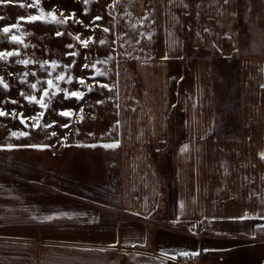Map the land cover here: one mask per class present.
<instances>
[{"label":"crops","instance_id":"obj_1","mask_svg":"<svg viewBox=\"0 0 264 264\" xmlns=\"http://www.w3.org/2000/svg\"><path fill=\"white\" fill-rule=\"evenodd\" d=\"M172 37L142 60L148 107L86 144L81 169L0 147V264H264V58L233 62L232 88L202 55L180 95L170 75L185 55Z\"/></svg>","mask_w":264,"mask_h":264},{"label":"rangeland","instance_id":"obj_2","mask_svg":"<svg viewBox=\"0 0 264 264\" xmlns=\"http://www.w3.org/2000/svg\"><path fill=\"white\" fill-rule=\"evenodd\" d=\"M32 2L0 0V17L4 18L0 20V53H18L0 60V110L9 114L0 117V147L16 148L61 165L66 156L72 169L83 167L86 144L120 133L116 123L127 120V109L148 107V70L142 60L160 58L158 39L161 44H170L176 35L182 39L185 67H177L170 75V85L180 95L189 87L191 64L202 55L215 58L220 79L222 76L232 88L239 75L233 62L264 58V0H37L36 6H30ZM50 12L66 22L18 23V17L41 13L47 17ZM10 25L17 27L4 33L2 29ZM21 60L30 63H17ZM60 75L64 80L56 79ZM81 78L84 84L79 83ZM48 80L61 91L49 89ZM44 89H48V97H43ZM72 92H80L84 98L77 101ZM232 94L236 112L237 92ZM25 96L43 98L47 107L29 102ZM174 103L179 106L180 96ZM220 109L224 114L225 108ZM61 111L72 115L60 116ZM174 121L171 115L169 139ZM65 124L69 127H61Z\"/></svg>","mask_w":264,"mask_h":264},{"label":"snow or ice","instance_id":"obj_3","mask_svg":"<svg viewBox=\"0 0 264 264\" xmlns=\"http://www.w3.org/2000/svg\"><path fill=\"white\" fill-rule=\"evenodd\" d=\"M9 2H11V0H9ZM36 2H37V0H33L32 4L30 6H36ZM20 7H24V5L21 4ZM49 18H50V20H49ZM2 19H4V18L3 17H0V20H2ZM99 19H101V17H95L94 18V20H99ZM20 20H27V22H32V23H34L36 21H43L45 23L51 22V21H55L58 24H62V23H65L66 22V20H57L55 14L54 13H51V12L47 14V17H45L44 14L41 13V15L30 16V17H27V18H25V17H18V23H19ZM16 27H17V25L6 26V27H4L2 29V31L4 33H10L12 31V29L13 28H16ZM104 31H108V29H104ZM56 35L57 36H60V35H62V33L57 32ZM76 38L79 39V37H76ZM11 39L13 41L18 42V43L20 42L16 36H12ZM84 45H85V47L87 46V41L84 42ZM67 47L68 48H71L72 45H67ZM70 54L71 55H75V53H70ZM13 55H18V53H13V52L0 53V60H6L7 57L13 56ZM17 63H22L24 65H27V64L30 63V61H28V60H21V61H17ZM54 66H55V64H54ZM84 67L87 68L88 65H84ZM56 79L57 80H64V76L63 75L57 76ZM67 82L68 83H71L72 82L71 78H69ZM0 83H2V78H0ZM79 83L80 84H84L85 81L81 78L79 80ZM47 84H48V88L49 89L56 87V91L57 92L58 91H61V89H59L56 85L53 84V81L52 80H48L47 81ZM4 87L7 88V85H4ZM31 87L33 89H35L36 88V84H32ZM101 87L108 88V85H101ZM64 91H65V98L67 99L69 97V94L67 93L66 90H64ZM88 91L91 92L92 91V88L89 87L88 88ZM21 95L24 96V93L22 92ZM52 95L55 96L56 95V92H53ZM70 95L72 97H75L77 101H80V100H82L84 98V95L82 93H80V92H72ZM48 96H49L48 89H44L43 90V97H48ZM25 99L29 100V102H33L34 101L35 103L39 104L42 108H46L47 107V104L44 103L43 98L40 99V100H36V98L34 96H32V97L25 96ZM12 103L15 104L16 101H12ZM97 103H101V102L98 101ZM81 111H82V109H81ZM7 115H9V114L6 113V112H4V111H2V110H0V117H4V116H7ZM12 115L15 117L17 114L15 112H13ZM41 115H43V114H41ZM59 115L60 116H63V117H70L72 115V113L69 112V111H61L59 113ZM21 122H23V120ZM53 123H55V122H53ZM51 126L52 125H48L47 127H51ZM61 127L67 128V127H69V125L65 124V125H62ZM12 135L13 136H16L17 133H12ZM19 135H25V133H20ZM52 135L53 136H56V133L53 132ZM28 147L40 148V147H47V146L28 145ZM104 147H106V148H114V147H118V144L117 143H113V144H109V145H104ZM262 158H264V157H262ZM46 219H52V217H46Z\"/></svg>","mask_w":264,"mask_h":264},{"label":"built area","instance_id":"obj_4","mask_svg":"<svg viewBox=\"0 0 264 264\" xmlns=\"http://www.w3.org/2000/svg\"><path fill=\"white\" fill-rule=\"evenodd\" d=\"M190 229L192 231H196L199 236H202L201 229L197 227L196 224H191ZM172 259L177 263V264H202L201 262V256L200 254H195L193 256H181V255H176L173 256Z\"/></svg>","mask_w":264,"mask_h":264}]
</instances>
